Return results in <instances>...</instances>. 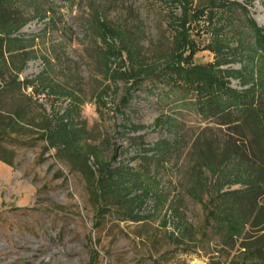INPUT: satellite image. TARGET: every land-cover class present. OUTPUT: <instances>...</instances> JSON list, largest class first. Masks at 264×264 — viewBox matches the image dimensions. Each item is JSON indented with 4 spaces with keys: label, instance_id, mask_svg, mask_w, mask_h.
I'll list each match as a JSON object with an SVG mask.
<instances>
[{
    "label": "rangeland",
    "instance_id": "1",
    "mask_svg": "<svg viewBox=\"0 0 264 264\" xmlns=\"http://www.w3.org/2000/svg\"><path fill=\"white\" fill-rule=\"evenodd\" d=\"M227 2L224 38L214 29L227 11L185 17L184 0H10L0 8V23H24L12 35L24 42L0 48V264H264V183L246 195L264 181V158L223 93L248 88L232 72L262 61L246 19L264 28V0ZM119 33L158 68L141 85ZM166 57L195 75L185 83L159 64ZM112 71L125 75L113 81ZM69 98L79 101L73 126L93 174L78 155L44 151ZM251 101L264 129V98ZM95 156L141 175L151 191L142 205L92 199ZM224 199L246 218L232 240ZM131 212L143 219L128 220Z\"/></svg>",
    "mask_w": 264,
    "mask_h": 264
},
{
    "label": "trees",
    "instance_id": "2",
    "mask_svg": "<svg viewBox=\"0 0 264 264\" xmlns=\"http://www.w3.org/2000/svg\"><path fill=\"white\" fill-rule=\"evenodd\" d=\"M10 0H0V8ZM183 4V12L185 17L187 16L188 12L192 11L193 14L202 13L205 8L209 10L210 15H217L218 13H221L223 10L227 11L228 18L222 19L221 26H218L214 29V33L216 37H219L220 32L226 28L230 27V20L231 14L229 15L228 9L233 4L230 2H227V0H184ZM244 11H246L245 8H242ZM224 12V11H223ZM246 22L250 27L253 29V32L256 36V47L257 49L260 48L259 52V58L262 60L257 66L254 68H248L246 66H243L238 71H233L232 74L237 76L242 86L247 85V82L249 81V87L242 90V91H236L230 88L224 89L223 93L228 94L230 98H235V101L232 105V107L236 108L237 115L239 120L241 121V124L243 127L247 128L250 132L253 140V145L256 147V150L258 151V154L260 157L264 158V129L263 126L260 124V119L257 110L254 108V104L251 101V98H264V28L259 27L255 24V22L247 18ZM24 26V23L15 24L13 20H6L2 23H0V48L4 43L8 45H16L17 47L23 43L24 41H21L20 39L16 37H12V35L18 33V31ZM230 31V30H229ZM223 32V31H222ZM238 32H234L231 35V37L238 36ZM185 36V35H184ZM222 36V35H221ZM227 36V34H225ZM229 37V38H231ZM117 39L125 42L124 51L126 52L127 59L130 65L131 73L132 75H135V83L141 85L142 82L146 79H149V76H153L154 74H157V69L152 67L150 64H147L142 61L140 54L137 53L134 49H132V46L127 43V41H124L123 36L119 33L116 36ZM184 38V37H183ZM224 38V37H219ZM238 38V37H237ZM186 39H183V44L186 45ZM218 48H222V40H216ZM221 45V46H220ZM240 46V45H239ZM242 48V46H240ZM237 48V47H236ZM242 51V49H240ZM195 51V50H193ZM257 51V53H259ZM193 53V52H191ZM168 57L166 59L158 60L159 64L165 65L166 69L168 70H174L175 72L179 73L178 78L182 79L185 83L188 81L191 76L195 74H191V72L182 70L180 66H177L174 63H168ZM181 59V58H180ZM249 60V59H248ZM25 62H23L21 68L19 71H21L24 68ZM171 65V66H170ZM175 65L176 67H173ZM256 68V69H255ZM164 69V68H163ZM200 69V68H199ZM167 71V70H166ZM200 71V70H199ZM110 77L113 81H116V79H121L123 74H119L116 71L110 72ZM163 74L166 75V72L160 73V75ZM200 75V74H199ZM256 75L257 82H253V78ZM235 76V77H236ZM155 77V76H154ZM203 80H208L209 84L214 82L209 80V76H206V74L202 75ZM158 79V78H156ZM134 83V84H135ZM217 89L210 88L209 93L213 95L214 92H216ZM219 91V89H218ZM208 93V92H207ZM212 98V96L210 95ZM78 107H79V101L76 100V98H69V105L68 108L64 111V113L55 118L54 123L48 128L45 139L47 142V146L45 147L44 151L47 152L51 149H55L57 154L65 155V156H76L83 158V164L86 168L87 172L90 174H93L91 172V169L88 166V156H84V154L80 151H82V148L79 144L80 141V132L78 130L74 129L73 122L76 117H78ZM229 108V107H228ZM225 108H220L219 112L224 113ZM226 112V114L223 117H228L230 113ZM238 121V120H237ZM236 121H230L229 119H226L224 124H232ZM237 123V122H236ZM84 127V126H83ZM145 152L153 151V149L149 150H143ZM158 151L152 152V156L157 154ZM94 155V154H93ZM97 187L93 190H91V197L95 202H98L100 196H106V195H113L116 197H122L123 199L130 202L133 206H140L145 201V198L150 195V189L148 186L144 184L142 181L141 175L134 171L132 168L123 166L122 164H119L117 167L112 168L111 164L109 162L100 161L97 156ZM208 169L212 174L215 175V173H218L219 170L216 169L215 166H208ZM262 182L264 181L262 179H257L253 184V189L250 191H247L246 195H252L256 193L257 191L261 190ZM220 188L216 190V195L220 198H224V193H220ZM134 194V195H133ZM240 195L244 196L241 192H235L232 191L229 193V195ZM133 195L132 197H130ZM129 197V198H128ZM226 204H229L228 201L226 202V199H224L221 203L222 208H227ZM230 213H225L224 215V221H225V235L227 238L232 240L234 237L240 235L242 231L245 229L246 225V218L245 214L242 213L236 204L230 203ZM127 219L130 221H139L143 218L137 216V214H133L131 212Z\"/></svg>",
    "mask_w": 264,
    "mask_h": 264
}]
</instances>
